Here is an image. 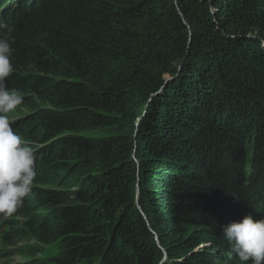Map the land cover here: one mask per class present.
<instances>
[{
	"label": "trees",
	"instance_id": "trees-1",
	"mask_svg": "<svg viewBox=\"0 0 264 264\" xmlns=\"http://www.w3.org/2000/svg\"><path fill=\"white\" fill-rule=\"evenodd\" d=\"M0 21L37 173L2 245L25 264H240L222 228L264 218V0H0Z\"/></svg>",
	"mask_w": 264,
	"mask_h": 264
},
{
	"label": "clouds",
	"instance_id": "clouds-1",
	"mask_svg": "<svg viewBox=\"0 0 264 264\" xmlns=\"http://www.w3.org/2000/svg\"><path fill=\"white\" fill-rule=\"evenodd\" d=\"M7 25L0 21V29ZM8 36H0V213L11 216L32 190L36 177L35 149L13 130L9 113L23 103L20 90L6 87L14 71L13 48ZM230 245L227 259L238 257L240 264H264V218L245 215L222 228Z\"/></svg>",
	"mask_w": 264,
	"mask_h": 264
},
{
	"label": "rangeland",
	"instance_id": "rangeland-1",
	"mask_svg": "<svg viewBox=\"0 0 264 264\" xmlns=\"http://www.w3.org/2000/svg\"><path fill=\"white\" fill-rule=\"evenodd\" d=\"M19 111L23 112L24 109L20 108ZM10 113L12 114H8V115L10 117L13 116L14 112H10ZM131 115L136 117L137 116L136 110L131 112ZM12 120L14 121L15 119L12 117ZM115 133H117V129L114 127L112 128H103V127L102 128H92V129H89L83 132L85 136L94 137V138L103 137L108 134H115ZM38 215L39 216L37 217L40 218L41 216H44V213H40ZM5 218H6V215H4L3 213H0V264H25L26 261L28 262V258L18 255L16 251L14 250V249L18 250V248L24 243L23 244L18 243L16 246H7L6 248L1 243L2 234L7 231V228L4 226ZM29 243L33 244L32 241H30ZM41 247L44 248L45 250L43 254L40 253V255H37V257L49 258L53 256V255H50V253H54L53 252L54 249L52 247L46 248L45 245H42Z\"/></svg>",
	"mask_w": 264,
	"mask_h": 264
},
{
	"label": "bare ground",
	"instance_id": "bare-ground-1",
	"mask_svg": "<svg viewBox=\"0 0 264 264\" xmlns=\"http://www.w3.org/2000/svg\"><path fill=\"white\" fill-rule=\"evenodd\" d=\"M18 246H20V245H18Z\"/></svg>",
	"mask_w": 264,
	"mask_h": 264
}]
</instances>
